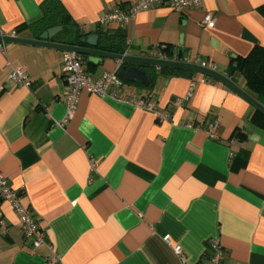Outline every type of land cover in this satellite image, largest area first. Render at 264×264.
<instances>
[{
    "label": "crops",
    "instance_id": "obj_1",
    "mask_svg": "<svg viewBox=\"0 0 264 264\" xmlns=\"http://www.w3.org/2000/svg\"><path fill=\"white\" fill-rule=\"evenodd\" d=\"M45 1L0 0V28L39 39L46 30L31 26L42 19ZM56 1L70 24L55 26L62 31L54 42L77 44L97 34L100 46L116 54L154 59L160 51L195 65L208 60L248 93L243 77L229 71L264 46V0H202L181 12L153 6L125 26L98 20L139 0ZM207 13L216 18L214 28L202 25ZM64 53L7 43L6 56L0 54V173L45 236L35 247L18 227L16 211L0 200V264H47L56 254L59 264H208L213 241L225 264H264V115L213 78L139 65L152 86L122 79L119 94L157 105L170 122L83 89L61 126ZM79 56L94 80L123 66ZM7 59L26 70L29 88L7 81ZM191 83L193 96L175 105ZM215 120L216 140L206 134Z\"/></svg>",
    "mask_w": 264,
    "mask_h": 264
},
{
    "label": "built area",
    "instance_id": "obj_2",
    "mask_svg": "<svg viewBox=\"0 0 264 264\" xmlns=\"http://www.w3.org/2000/svg\"><path fill=\"white\" fill-rule=\"evenodd\" d=\"M202 0H139L134 4H131L127 8L117 9L112 12L104 13L98 20V24L102 26H109L112 24H118L125 26L130 23L135 17L153 6H166L175 12H181L187 8L199 7ZM216 24V18L213 14L207 13L203 20L202 25L207 28H214ZM0 36L16 37V33L12 31L9 34L3 32L0 28ZM7 43L0 40V54L6 56ZM152 58L157 60H171L175 62L189 63L188 59L181 57L177 53H173L170 58H167L163 52H154ZM203 68H207L216 71L214 63L208 60H201L197 63ZM8 68L7 81L17 87L29 88L31 86V79L29 78L26 70L11 63L8 59L6 61ZM119 66L115 71L105 72L99 79L94 80L91 75L85 72L83 66V59L75 53H64L63 56V78L66 84V88L63 94V101L66 106V117L60 125L62 126L76 111L79 97L83 89H87L90 93L98 96H110L113 99L133 105L136 108H140L151 112L156 120L160 123L170 122L171 115L160 108L157 105L148 103L143 99H130L122 97L119 94V90L122 87L123 81L119 77ZM207 79L202 80L205 82ZM207 81H210L209 79ZM213 82V81H210ZM194 91V85L191 83L187 92L182 97H177L173 100V103L177 106L183 105L192 96ZM193 127L192 125H187ZM219 123L215 120L209 122L206 129V134L211 139H218ZM94 166V164L92 165ZM0 200L7 202L16 211L18 215V227L22 231L25 238H33L34 246L38 247L45 241L43 231L40 229L36 219L33 217L29 207L22 203V197L20 193L15 191L10 185L8 180L0 173ZM0 225L4 228L3 222ZM175 254L183 261L186 258L183 254L182 248L179 245L173 247ZM61 257L55 255L52 259L47 261V264H59ZM208 264H225L224 253L222 246L217 241L211 243V253L209 255Z\"/></svg>",
    "mask_w": 264,
    "mask_h": 264
},
{
    "label": "water",
    "instance_id": "obj_3",
    "mask_svg": "<svg viewBox=\"0 0 264 264\" xmlns=\"http://www.w3.org/2000/svg\"><path fill=\"white\" fill-rule=\"evenodd\" d=\"M61 31V27H53L47 29L39 36V39L37 40L17 37L13 38L9 36H0V40L5 41L6 43H17L37 47H46L56 49L62 52L75 53L77 55L86 56L88 58V61L92 63H99L102 62L104 59L118 60L123 63V66L118 74L121 79L130 83L143 85L147 88H150L152 86L153 80L148 78L146 68H141L139 67V65H151L196 72L213 78L214 80L227 86L233 92H235L244 100H246L256 111L264 115V106L261 103H259L245 91L241 90L228 77L224 76L223 74L217 71H213L190 63L157 60L141 56L112 53L110 51L105 50V47L100 46L99 36L97 34H90L87 36L80 37L77 40V44H65L54 42V37ZM128 64L135 66L127 67Z\"/></svg>",
    "mask_w": 264,
    "mask_h": 264
},
{
    "label": "trees",
    "instance_id": "obj_4",
    "mask_svg": "<svg viewBox=\"0 0 264 264\" xmlns=\"http://www.w3.org/2000/svg\"><path fill=\"white\" fill-rule=\"evenodd\" d=\"M42 9V19L31 26L35 31L42 32L55 26L65 28L70 24L64 8L56 0L45 1L42 4ZM260 11L264 15V5L260 8ZM37 35H40V33ZM105 50L111 51L107 47ZM119 52L121 53V51ZM235 72L245 80L249 95L264 104V46L254 47L247 56L238 58L231 65L229 74ZM189 74L190 77L194 75L191 72Z\"/></svg>",
    "mask_w": 264,
    "mask_h": 264
}]
</instances>
